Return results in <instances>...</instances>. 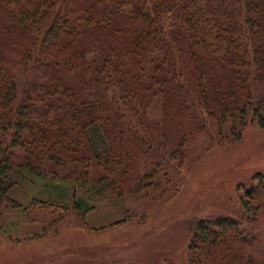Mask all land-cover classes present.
Wrapping results in <instances>:
<instances>
[{"label": "trees", "instance_id": "1", "mask_svg": "<svg viewBox=\"0 0 264 264\" xmlns=\"http://www.w3.org/2000/svg\"><path fill=\"white\" fill-rule=\"evenodd\" d=\"M261 82L264 0H0V206H21L18 150L71 184L69 204L33 199L55 222L92 209L80 184L147 210L181 189L192 149L264 128ZM263 192L243 195L253 221ZM241 223L199 219L189 264H263Z\"/></svg>", "mask_w": 264, "mask_h": 264}, {"label": "rangeland", "instance_id": "2", "mask_svg": "<svg viewBox=\"0 0 264 264\" xmlns=\"http://www.w3.org/2000/svg\"><path fill=\"white\" fill-rule=\"evenodd\" d=\"M256 97L264 108V82ZM13 157L17 185L9 197L21 206H0V264H189L197 221L220 216L242 221L254 237L250 253L264 264V215L253 221L243 209V195L264 184V128L256 124L234 144L192 149L181 189L147 210L98 193L90 181L77 188L92 209L55 222L33 199L69 204L71 184L22 169L18 150ZM127 209L138 218L119 223Z\"/></svg>", "mask_w": 264, "mask_h": 264}]
</instances>
